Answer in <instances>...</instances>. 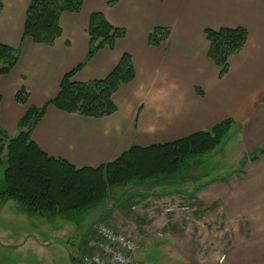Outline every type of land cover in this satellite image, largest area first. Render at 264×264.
I'll return each instance as SVG.
<instances>
[{"label": "crops", "instance_id": "obj_1", "mask_svg": "<svg viewBox=\"0 0 264 264\" xmlns=\"http://www.w3.org/2000/svg\"><path fill=\"white\" fill-rule=\"evenodd\" d=\"M29 2L0 0V42L17 52L16 64L0 75L2 130L8 136L16 135L28 126L19 125L27 109L43 107L31 130V138L39 148L77 167H97L114 160L132 145L171 142L231 118L227 134L235 136L239 145L237 160L243 161L240 173L210 177L208 172H194L180 176L176 186L155 192L162 200H188L182 203L187 210L181 213L186 218L192 211V223L166 217L162 226H250L255 230L256 242L252 245L242 235L238 245L225 242L227 251L220 263L215 246L209 258L203 259L200 254L197 261L264 264V153L248 155L264 145V0H83L79 12L60 14L61 33L52 44L36 43L23 34ZM93 11L102 13L111 25L123 28L125 33L86 59L89 15ZM154 27L169 30L157 45L149 41ZM223 27H242L247 39L238 52L228 57L227 72L219 77V66L208 56L209 42L204 31ZM123 53L130 55L135 76L113 93L116 110L112 114L86 117L49 103L57 95L63 75L79 63L82 67L74 73L73 80L102 79ZM22 87L27 92L24 103L15 99ZM201 163L189 160L179 172ZM72 220H60L64 222L61 227L68 230L75 225ZM213 221L219 224L214 225ZM85 224L79 255L85 250L84 236L93 232ZM166 230L161 245L153 242L154 236L149 237L147 245L178 251L176 254L186 260L197 258L200 252L194 238H202L201 228L183 235L171 232L173 228ZM53 233L55 238L50 232L34 243L39 249L57 245L65 249L67 246ZM167 233L171 242L163 237ZM31 236L19 235L18 239L8 240L10 244H0L28 245ZM74 252L68 251L73 263L81 260ZM145 252V248L136 251L135 258L139 260Z\"/></svg>", "mask_w": 264, "mask_h": 264}, {"label": "trees", "instance_id": "obj_2", "mask_svg": "<svg viewBox=\"0 0 264 264\" xmlns=\"http://www.w3.org/2000/svg\"><path fill=\"white\" fill-rule=\"evenodd\" d=\"M83 0H30L25 14L23 34L36 43L52 44L60 35L58 23L62 12H79ZM1 7V3H0ZM88 50L91 58L104 45H112L125 30L111 25L102 13L89 15ZM168 28L154 27L149 33L152 44L167 37ZM208 56L219 66V77L228 69L227 59L238 52L247 39L242 27L205 29ZM17 62V52L0 42V75L8 73ZM82 62L66 72L57 95L49 102L56 108L86 117L112 114L116 106L112 95L120 84L130 82L135 71L129 54L123 53L114 68L102 79L86 82L73 80ZM27 92L22 87L16 101L24 103ZM43 113V107H29L19 125L28 124L16 135L8 136L0 127V201L13 200L27 215L65 220L77 217L104 201L112 189L132 182L144 183L159 176L177 173L186 162L217 147L228 133L232 119L225 118L211 129L198 131L171 142L141 147L132 145L114 160L97 167H77L47 155L31 138V130ZM264 153V145L257 148ZM4 154V158H3Z\"/></svg>", "mask_w": 264, "mask_h": 264}, {"label": "rangeland", "instance_id": "obj_3", "mask_svg": "<svg viewBox=\"0 0 264 264\" xmlns=\"http://www.w3.org/2000/svg\"><path fill=\"white\" fill-rule=\"evenodd\" d=\"M228 134L222 138L220 144L213 150L189 159H197L202 162L201 165L189 167L186 171H178L172 175L159 176L144 183L136 181L123 187L112 189L104 201L74 217L72 222L75 225H71L72 227L68 230L65 227H61L64 222H60V220L65 221V219L60 217L47 219L37 214L27 215L14 202L5 201V203L0 201V243L10 244L8 240L18 239L19 235L23 238L27 234H32L30 238H33L30 239L28 245L19 247L0 244V264H91L88 260H85V256L92 255V251L95 250L90 248L88 244L95 236L100 224H106L115 230L123 231L135 239L139 244L138 250L145 248V254H142L139 258L137 257L144 264H200V261H197L200 254L203 259L209 258L208 254L214 249V246L217 248L218 262L220 263L224 260L227 251L225 242H228V245L231 242L233 245L234 243L238 245L236 243L239 239L242 240L241 236L243 235L246 237L244 239L250 240L252 245L256 242L253 239L255 238L253 234L255 230L253 231L250 226H238L239 224L237 223L234 226H162L165 224L166 217H170L172 221L178 219L189 220L191 218L192 211L189 210L191 213L188 211L190 213V218L187 217L188 219L181 213L187 210L182 203L188 200H179L178 198L162 200L157 195L160 190L172 188V185L176 186L180 176L186 177L194 172L195 174L197 172L198 174L199 172H208V174L211 173L210 177H219L220 175L221 177H228L231 173L235 175L240 173L239 171L243 168V161L238 162L237 160L239 159L237 155L240 153L237 150L239 145L235 142V136ZM258 154H260L258 149L248 153L250 157ZM3 168L4 162L0 165V179L2 178ZM169 181L175 183H170ZM169 183L171 186H165L169 185ZM189 221L192 223V220ZM212 223L214 225L219 224V222L216 224L214 221ZM83 224L88 226L90 230L93 229V232L84 236V254L80 252L81 255H79L77 252L80 249L79 244L82 243ZM168 227L173 228L171 232H180L182 235L188 231L198 232L200 228L202 229V238L200 240H196V237L194 238V242L198 243V252H200L197 258L186 260L180 254H176L177 250V252H171L168 249L162 250L161 247L155 249L150 246L151 243L149 246L147 245L150 240L149 237L153 236L155 238L153 242L158 246L161 245L162 233L165 234ZM54 231L57 233V239L67 247L63 249L60 248V245H57L56 247H51V249L49 247L42 248L44 250L39 249V245L34 243L37 242V238L40 236L44 237L43 235L45 234L48 237L47 235L50 232L55 238ZM169 235L167 233L163 237L166 238V241L171 242V240L167 239ZM68 251L73 253L76 251V258L81 260L77 259L73 263L68 256ZM257 264H261V261Z\"/></svg>", "mask_w": 264, "mask_h": 264}, {"label": "built area", "instance_id": "obj_4", "mask_svg": "<svg viewBox=\"0 0 264 264\" xmlns=\"http://www.w3.org/2000/svg\"><path fill=\"white\" fill-rule=\"evenodd\" d=\"M88 246L95 249L92 255L85 256L91 264H141L135 258L138 242L106 224L98 226Z\"/></svg>", "mask_w": 264, "mask_h": 264}]
</instances>
